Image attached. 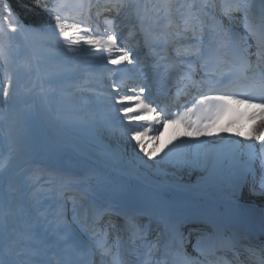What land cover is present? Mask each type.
Returning <instances> with one entry per match:
<instances>
[{"label": "snow or ice", "instance_id": "1", "mask_svg": "<svg viewBox=\"0 0 264 264\" xmlns=\"http://www.w3.org/2000/svg\"><path fill=\"white\" fill-rule=\"evenodd\" d=\"M3 20L10 26L12 32L18 30L39 31L29 25L27 29L20 22L6 0H3ZM45 11L55 20L54 29H59L60 35L66 39L71 32H80L79 24H67L59 14L63 7L62 0L49 7L43 5ZM105 10L114 11L118 17L121 12L127 17L135 14L139 23V32L143 34L145 44L152 51V41H164L165 44L175 43L176 55L195 56L197 59L207 57V64H214L220 69L225 64L238 68L253 86L258 85L264 90V0H260V11H253L254 5L250 0H106ZM208 9L212 10L211 28H207L205 17ZM219 10L218 12L216 10ZM111 24L112 21H106ZM243 29V33L239 29ZM71 30V32L69 31ZM0 31H4V24H0ZM86 35L84 43L94 46L97 50L108 53V60L113 65L127 62L134 65V56L121 48L118 37L114 33L106 32L103 36H88L89 29H83ZM183 37L190 41L187 45L179 44L171 37ZM73 44L79 41H72ZM255 51H252V49ZM116 49L119 55L112 57ZM71 50V49H70ZM203 50V51H202ZM255 57V61H253ZM192 73H186V79L193 86L197 81L192 80ZM207 76V74H205ZM231 73L228 74V78ZM203 79V78H202ZM220 81H217L219 83ZM11 81L0 90L7 100L10 97ZM140 95L120 97L118 111L130 121H145L151 124L158 120V109L145 103L144 88ZM135 102V108L124 102ZM249 104L264 109V103L251 105L249 97L237 98L232 94L201 95L199 104H206L213 115L202 126L186 121V115H179L175 119H164L162 124L183 123L189 129L184 134L199 135L215 125L225 113L230 111L231 103ZM191 111V109H189ZM138 112L142 115L131 116ZM259 128H264V120ZM147 132L136 131L132 139L140 151L149 158L154 157L157 149L151 151L145 146L143 138ZM159 136H151L149 140H158ZM246 139H251L247 137ZM255 139L264 144V133H258ZM181 165H192L191 160H183ZM2 167V165H0ZM264 167V165H262ZM246 181L237 185L231 193L236 200L243 199ZM98 197L114 193L100 191ZM248 196L264 195V179L261 180L259 190L255 184L248 188ZM81 201L87 200L81 196ZM77 201L73 198L71 218L66 208H60L49 219L43 213L29 215L23 228L18 227L15 220H10L12 213L0 210V264H210L209 255L216 249L220 234L215 226L208 231L199 228L184 231L185 221L173 217L166 210L152 211L140 209L132 212H118L113 207H101L95 201L81 203L83 211L77 212ZM107 216L105 228L98 227L100 221ZM114 216H119L122 223H117ZM155 225V227H153ZM113 231L127 233L128 240L133 245L130 249H123L120 238L109 241L108 228ZM195 234V239H193ZM245 251L248 253L250 264H264V240L253 242L248 240ZM99 257V261H97Z\"/></svg>", "mask_w": 264, "mask_h": 264}, {"label": "rangeland", "instance_id": "2", "mask_svg": "<svg viewBox=\"0 0 264 264\" xmlns=\"http://www.w3.org/2000/svg\"><path fill=\"white\" fill-rule=\"evenodd\" d=\"M76 0H62V4L63 6L69 5L71 2H74ZM83 1H87V0H83ZM86 5V4H85ZM80 16H78V18H82V20H84L87 17L88 11L86 10L84 13L80 12ZM89 16V15H88ZM90 19L101 23V19L97 16H95L94 14H90ZM77 21L76 19V24L84 25L83 21ZM64 22L67 24H75L74 21H70V19H67L65 17ZM118 23V22H116ZM8 26V25H7ZM106 28L108 31V28L110 26H105V24H101L100 28ZM116 26H114L115 28ZM118 31L121 32L123 30V28L118 25L117 26ZM54 28V26H53ZM122 28V29H121ZM9 29V34L15 38L16 40L20 41V38H22L21 36V31L18 30L17 32H12L10 26H8ZM82 29V27H81ZM121 29V31H120ZM55 29H52V32H54ZM71 32V30H69ZM31 32V37L28 38V42L30 44H32L37 50L40 51V53L43 54V52H47V48L45 47V45L43 44V42L41 40L37 39V35H35L33 33V31ZM58 32V31H57ZM54 34V37H59L58 33ZM88 36H94L93 33H88ZM36 38V40H35ZM70 38L74 41H79V43H76V47L77 46H84L86 45V43H84V40L86 38V35L82 31L80 32H71ZM119 41V37L117 40V43ZM119 45V44H118ZM24 45L22 44L21 47H18L16 45L15 47V51L10 49H6L5 51H8V55L9 57H7V59L12 62V65L14 66L17 64L19 66L20 72H22V76L24 79V86L25 88L23 89L24 92V97L28 100V102L30 101V104L26 103V105L29 107V112L27 113V116L25 119L19 118L18 114H16L17 112V104L21 98V95L19 97V93L18 91L20 90L17 87L18 81L17 78L15 76L16 71H13V68H11L9 70V77L7 80L11 81V87L9 89L10 91V97L8 98L10 104H9V108H8V113L9 116L5 118V122H6V126L9 129L12 130H19L20 132H22V128L24 126L29 127V124H32L31 126V130L34 134L38 133L40 134L39 136L37 135V137L35 138V142L36 140H44L47 145L51 148L56 149L57 151H59V147L65 146L64 143H61V139H60V134L58 135L57 132L54 133V128L55 130H57L58 132H66L71 129L74 128L76 126L75 121H77L79 118L77 117H82L83 113L80 110H77V107L81 108V105H76L77 107L72 108V113L70 112L69 114H62L60 112H47L45 109L46 107H49V98L47 97V90L49 95L51 96L52 94V87L51 84L48 85V88L46 90V87L44 85H40L39 81L44 80L47 81L50 78V74L49 72L52 71V68L54 66H47L48 67V71L45 72V74L43 75H38L36 73V69H35V65L33 64V62L29 59V56L26 55L27 53H25L24 51ZM45 48V50H44ZM19 49V50H18ZM97 49L94 47L92 49V51H96ZM90 51V50H89ZM87 51V52H89ZM62 52V51H61ZM86 52H81L78 55H74L70 52H66V53H62L61 55L64 56L66 61H70L72 62L73 60H76L78 62H80V68L81 67H99L101 64L105 65V68L107 69V71H112V69L115 67V65L111 64L108 60V53L103 51V50H97L95 52V58L93 56V58L91 56H89L88 58H92L91 60H87L86 58H83V55ZM119 55V52L114 49L113 53H112V57L116 58ZM124 64V63H122ZM120 64V65H122ZM58 65L60 67L59 68H67L68 70H72L75 67H77L76 65L69 63V62H64V63H58ZM117 66V65H116ZM123 67V66H122ZM17 70V68H15ZM109 78L108 76H106V78L100 76L98 73L96 74V76H94V79L92 80V82L94 83V86L92 88H89L87 90L84 91L83 96H84V100H87L89 102H92V106L86 108V112H87V117L88 118V122L86 124H83L85 126H82V124H80L84 129H86V132L92 135L88 136V142H90L89 144H95V145H100V146H105L108 156L112 157L113 159H115L117 162H119V164L122 163L123 161V156L124 158H128L129 159V165H126V169H131L132 171H138L139 166L141 168H143L145 170V177L148 180H151L154 183H159L162 180L166 179V178H175V179H185L187 180L190 184L196 186V185H203L208 179L209 176L207 173H205L202 170V165H200V163L198 162V156L200 155V149H198L197 151L193 150V141L195 140V138L198 137V135L193 134L192 136H186L184 134V136H180L181 135V131L182 133H185L187 130L185 128H183L182 126H180L179 123H171L172 124V128H182L180 131H178L179 133H177L179 135L178 139L175 138L173 139L174 141V145L171 149H164V147H166V141L163 142L162 144L160 143V145H158L156 143V140H144L145 146L148 148L149 151H151L154 147L157 149V153L154 157L149 158L144 152L140 151L139 147L136 146V142L131 138L133 135V131H132V127H134L132 124H127L126 121L123 120H115L114 117L117 115L116 111L114 110L115 108L111 107L110 101H107L106 99L108 97H112L113 95H117L119 97H122L120 93H118L117 91H113L111 86L106 84L105 86H103L102 84L105 82H108ZM34 82H36L38 84L37 87L34 86ZM6 83V84H7ZM42 83V82H41ZM61 84V82H60ZM31 85V86H30ZM38 87L40 88V90L38 89ZM36 89V90H35ZM46 90V92H45ZM125 103V102H124ZM44 111V113L41 110ZM103 109V110H102ZM111 114V118H109L110 120L107 122H102L103 121V117L104 116H108ZM50 117H52L53 119L56 120V123L53 127L52 124H50L51 120ZM120 117V116H119ZM260 118H264L263 114L259 115ZM77 118V119H74ZM250 118V117H249ZM258 118V119H260ZM257 119V117L255 118ZM124 123L125 126L121 127L120 124ZM74 124V125H73ZM179 125V126H178ZM65 126V127H64ZM68 127V128H67ZM137 127V126H135ZM65 128V129H64ZM77 128V127H76ZM68 129V130H67ZM63 130V131H62ZM264 130V129H263ZM143 132V131H141ZM14 134V133H12ZM21 135L23 136V134H19L16 133L13 138H15L16 135ZM157 134V133H156ZM58 135V136H56ZM62 135V134H61ZM42 138H41V137ZM79 137V135H77ZM80 136H82V140H84L86 137V135L81 134ZM151 136H155L151 135ZM150 136V137H151ZM16 140V139H15ZM3 141V140H2ZM17 141V140H16ZM35 142L32 143V146H35ZM119 142V143H118ZM104 143V144H103ZM43 144V143H41ZM46 145V144H45ZM80 145V144H78ZM66 146H69V144H66ZM71 146V145H70ZM90 148L87 147L86 145L82 144L81 148ZM6 147L3 145V149H5ZM40 147L35 146V149H39ZM45 149V146L43 147ZM42 148V149H43ZM1 149V146H0ZM17 149V148H16ZM47 151V150H46ZM44 151V152H46ZM67 151V150H65ZM17 152V150H14L13 153ZM39 152V151H38ZM43 152V153H44ZM12 153V158L6 162L7 166L10 168H14L12 171H8L6 173L7 177H8V181L9 183H12L13 187L17 186V182H20L21 180H26V182H28L27 186L29 189V193H28V198H29V202H31V204L33 205L34 209H37V204L39 205V202L42 203L45 199H44V194L45 192L49 191V190H56L57 188V183L58 182H53V181H45V183L41 182L40 179L44 178L45 176L50 175V162H48L47 160H44L42 162V165H40L41 167L39 168H35V172L31 171L33 170V167H31V169L28 171V164L25 165L24 167H22L24 164L22 163H18V161L14 162V160H16L17 154L13 155ZM93 153H97L99 155L98 152H95V150H93ZM22 155V154H20ZM19 156V155H18ZM57 157V155H55ZM100 156V155H99ZM147 156V157H146ZM52 159H54L52 157ZM112 159V161H113ZM191 160L194 163L192 165H190L189 170L187 171L186 169V165H181V161L183 160ZM114 160V161H115ZM12 161L11 164H9ZM56 162V161H55ZM65 162V161H63ZM27 163V162H26ZM63 164L62 162L58 161V165L60 167V165ZM124 164V163H123ZM70 165V164H69ZM50 169V170H49ZM61 169V167H60ZM7 170V168H1L0 170V175L2 173H4V171ZM40 170V171H39ZM198 171L199 173L196 174ZM32 180H38V185H41L39 188H37L36 186H32L30 185ZM47 182H49L47 184ZM4 183V182H3ZM1 185V184H0ZM48 185V186H47ZM250 187L253 186V184L249 185ZM246 187L245 189V199L250 200V201H256V198L253 196L247 197V192H248V188L250 187ZM256 189H258L259 185H255ZM33 189V191H32ZM17 191L14 190V192L10 191V198L14 201L17 199ZM264 203V197L262 200H260ZM258 202V200H257ZM259 203V202H258ZM261 207H264V204L260 203ZM15 206V205H14ZM13 206V207H14Z\"/></svg>", "mask_w": 264, "mask_h": 264}, {"label": "bare ground", "instance_id": "3", "mask_svg": "<svg viewBox=\"0 0 264 264\" xmlns=\"http://www.w3.org/2000/svg\"><path fill=\"white\" fill-rule=\"evenodd\" d=\"M39 35H44V36H48L50 33H52V30L50 31H36ZM92 57V56H91ZM90 57V58H91ZM54 82H61V79H54ZM65 85L66 82H63ZM60 84V85H61ZM63 109H61V111H67V107L63 106L61 107ZM118 116L120 117H124V114L121 113ZM261 122H258L257 124L253 125V126H248L251 127L253 130V135L254 137H256V135L258 133H264V128H259L258 126L260 125ZM179 126V125H178ZM65 127V126H64ZM68 128V127H67ZM55 129V128H54ZM65 129V128H64ZM181 129L178 128L177 131L175 129H172L170 126H162L161 127V137L164 139L168 138V139H173V135L175 133H177L178 131H180ZM63 131V130H62ZM188 131V130H187ZM55 132H57V130H55ZM60 135L62 134L63 140L70 142L71 146H75V144L78 145L77 141L80 139V136L78 137L77 135H81V131L77 130L74 131V133L72 132V130H69L66 132H58ZM78 133V134H75ZM181 134L183 135L182 131ZM15 134H12V138ZM15 139L17 141H24V137L21 135H16ZM42 140V139H41ZM37 141V140H36ZM33 143V142H32ZM83 143V142H81ZM119 143V142H118ZM46 144V143H45ZM66 145V144H65ZM82 145V144H80ZM30 146H32V144L30 145H22L21 149H19L21 152L20 154L22 155H26L28 156V154L31 153V148ZM38 147V145H35ZM172 145H170L169 147H171ZM82 147V146H81ZM79 148V152H81L82 149L88 151V153L90 155H94L91 159L86 158L85 156H80L78 155L79 153L76 152L77 150H71L69 152V150H67V148L65 150V153H67V155H70L69 157V164L68 166H70V168H76L78 170H84L83 172H85L83 176L84 180H88L90 179V177L94 178V182H92V184L89 185L90 189L93 190L96 195L98 192L100 191H104L106 193H114L115 195H107L105 197H98L100 201L105 200V201H109L108 199H114L116 201L122 202V203H132L133 201H140L141 199H151V200H155L158 199V201H161L162 198L166 195H168V193H170V189H169V185L168 183H161L160 185H158L155 189H152L151 187L148 186H144V185H140L138 183H136V178L139 177V175L135 174V173H128V172H120L118 171V168L114 165H117L116 162L113 160H106L105 158H102L101 156H99L97 153H93V150L91 151L90 148ZM34 150V149H33ZM37 150V149H36ZM38 151V150H37ZM33 152L34 153V160L38 157V152ZM147 157V156H146ZM217 157V162L218 164H222L223 163V159L225 157V153L224 152H219V154L216 155ZM201 159V156L198 158V160ZM55 160V159H53ZM105 163V164H102ZM212 166V165H211ZM210 165L208 166L209 168L211 167ZM190 165H186V169L187 171L189 170ZM90 170H92V173H88ZM133 172V171H132ZM198 174L199 172L196 171ZM58 174H61L62 172H58ZM223 177V175H222ZM187 180L185 179H177L176 183H181L180 186L178 187H183L185 182ZM3 185L8 184L7 181H3ZM218 183H223V178H218L217 179ZM2 185V184H1ZM12 185V183L9 184V186ZM33 185L37 186L36 182H33ZM79 187V186H78ZM3 188V189H2ZM0 188V202H2L3 204H7L8 203V199L6 197V188L2 187ZM85 186H80L79 189H84ZM20 190L24 189L23 186L19 187ZM259 190V187L258 189ZM212 192L217 196H223L225 195V192L227 194H229L230 192H228V190L225 189L224 185L216 188V189H212ZM98 196V195H97ZM19 198L24 197L23 194H19L18 196ZM247 197H250L247 195ZM256 198V202L258 200L259 203L264 204L262 201L264 195H255L253 196ZM244 201L250 202V203H255V201H250L245 199ZM257 202V203H258ZM257 205V204H256ZM259 207L264 209V207H261V205L259 204ZM18 212H22L24 211V207L22 204H18L17 206ZM56 208L54 207L52 212L55 210ZM9 212L12 213V211L9 209ZM13 215V214H12ZM11 215V216H12ZM10 216V217H11ZM257 242V241H254Z\"/></svg>", "mask_w": 264, "mask_h": 264}, {"label": "trees", "instance_id": "4", "mask_svg": "<svg viewBox=\"0 0 264 264\" xmlns=\"http://www.w3.org/2000/svg\"><path fill=\"white\" fill-rule=\"evenodd\" d=\"M6 2L12 12L19 17L20 22L41 24L49 17L43 7V2L39 0H6ZM2 4L3 0H0V10L5 14ZM2 37L3 41H6L5 36Z\"/></svg>", "mask_w": 264, "mask_h": 264}]
</instances>
